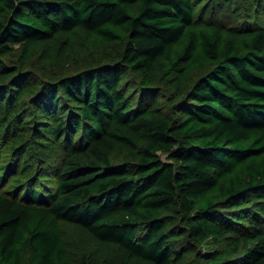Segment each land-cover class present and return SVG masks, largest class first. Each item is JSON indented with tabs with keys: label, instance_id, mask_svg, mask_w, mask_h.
I'll list each match as a JSON object with an SVG mask.
<instances>
[{
	"label": "trees",
	"instance_id": "trees-1",
	"mask_svg": "<svg viewBox=\"0 0 264 264\" xmlns=\"http://www.w3.org/2000/svg\"><path fill=\"white\" fill-rule=\"evenodd\" d=\"M0 264H264V0H0Z\"/></svg>",
	"mask_w": 264,
	"mask_h": 264
},
{
	"label": "rangeland",
	"instance_id": "rangeland-1",
	"mask_svg": "<svg viewBox=\"0 0 264 264\" xmlns=\"http://www.w3.org/2000/svg\"><path fill=\"white\" fill-rule=\"evenodd\" d=\"M227 2L223 4V6H227ZM249 10H243L241 11L238 15H235L234 17H230L228 15V11L226 7L221 8L219 11H217L219 17L223 18L225 21L232 23L237 21L236 23H239L240 20L243 19V15L245 14V12H247Z\"/></svg>",
	"mask_w": 264,
	"mask_h": 264
}]
</instances>
